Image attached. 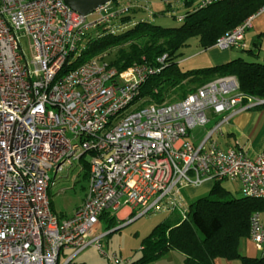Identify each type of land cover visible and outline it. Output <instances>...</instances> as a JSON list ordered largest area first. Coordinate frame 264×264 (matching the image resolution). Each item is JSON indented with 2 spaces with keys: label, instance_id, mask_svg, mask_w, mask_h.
<instances>
[{
  "label": "built area",
  "instance_id": "1",
  "mask_svg": "<svg viewBox=\"0 0 264 264\" xmlns=\"http://www.w3.org/2000/svg\"><path fill=\"white\" fill-rule=\"evenodd\" d=\"M135 4L110 0L83 15L65 0H0V264H69L90 246L115 264H130L105 250L114 228L105 229L104 212L118 219L129 207L118 219L124 224L150 212L185 219L182 190L211 180H236L244 196L264 198V134L251 148L223 147L216 136L234 113L264 105V97L246 96L235 76L168 102L153 98L158 87L142 95L168 53L118 69L105 51L72 67L91 40L137 24L124 19ZM136 6L155 14L148 0ZM262 12L264 6L212 48H247L246 30ZM215 115L222 117L200 139L188 138ZM82 156L89 164L87 192L73 214L60 218L50 189L72 168L81 171ZM249 238L264 247L259 211L250 214Z\"/></svg>",
  "mask_w": 264,
  "mask_h": 264
},
{
  "label": "trees",
  "instance_id": "2",
  "mask_svg": "<svg viewBox=\"0 0 264 264\" xmlns=\"http://www.w3.org/2000/svg\"><path fill=\"white\" fill-rule=\"evenodd\" d=\"M168 1L169 4L172 3V0ZM185 1L188 6L195 2ZM263 6L264 0H220L202 8L193 5L187 11L184 21L175 27H163L148 19H140L137 24L121 33L91 40L72 67L111 48H118L115 59L111 61L118 69L144 59L154 63L158 56L168 53L166 66L144 83L143 96L151 95L153 89L158 87L159 92L153 98L163 101L164 89L177 86L181 91L180 97L184 98L214 79L235 76L240 90L246 96L264 97V60L256 61L238 56L226 63L186 72L177 63V57L181 55L180 51L188 44L189 39L195 37L204 49L212 48L219 37ZM124 19L136 18L131 12ZM259 48L260 45L256 43L251 48L241 50L248 56H257ZM194 84L197 86L191 88ZM81 166L83 175L88 180L89 164L86 156H82ZM220 182L216 181L210 195L189 203L185 219L180 217L175 224L166 221L157 224L144 239L141 256L137 260H131L130 264H151L170 251L184 254L183 264H214L217 257L241 259L243 264H264V256L247 257L238 252L240 239L248 237L250 233V214L253 211L264 212V198L244 195L224 198L226 194ZM101 219L107 230L124 222L109 212H104Z\"/></svg>",
  "mask_w": 264,
  "mask_h": 264
},
{
  "label": "rangeland",
  "instance_id": "3",
  "mask_svg": "<svg viewBox=\"0 0 264 264\" xmlns=\"http://www.w3.org/2000/svg\"><path fill=\"white\" fill-rule=\"evenodd\" d=\"M152 6L155 14L152 16L148 15L144 9L140 11H133V14L137 20L148 19L151 22L163 26V27H175L180 25L182 22L178 21V16L185 12V10H167V13H164L165 6L160 3V0H148ZM143 3V0H142ZM132 12V11H131ZM264 15V12L256 15V18ZM251 27L246 30L247 37H251L253 32ZM246 36V35H245ZM22 45L25 53L29 58H31L30 44L28 40L24 37L21 39ZM251 47L253 46L252 40L248 39ZM118 48H111L107 50V61H112L116 57V52ZM221 50V49H220ZM232 50V49H231ZM181 55L177 57V63L182 71H190L198 68H203L207 66H213L214 57L216 56L218 50L217 48H207L204 49L197 38H191L188 41V44L181 49ZM233 52L238 55H247L241 49L233 48ZM257 59L248 58L250 60L262 61L264 59V50H261L260 55L256 57ZM197 86L196 84L192 85L191 88ZM179 88L171 87L164 89L163 97L165 101L174 102L179 100L181 97V91ZM189 89V88H187ZM212 118L204 127L198 126L191 130L188 138L191 139L192 136L200 139L206 130L213 127L217 120L219 119L217 115ZM216 181L211 180L207 181L201 186L198 187H187L182 190V193L188 203H192L201 197L210 195L212 187L215 185ZM88 181L84 177L82 169L78 170L77 166L72 168L67 176L57 177L55 185L50 189V198L51 206L53 211L60 217H66L74 213L76 207L83 201V197L87 192ZM221 187L225 191L224 198H235L241 197L240 184L236 180L232 179H223L220 182ZM119 215H124L125 212L123 209L119 210ZM137 215V210L134 213ZM132 215V219L135 215ZM180 218L179 213H167V212H150L138 218H135L128 224H124L127 221L125 220L122 224L123 226L119 230H113L111 233L104 239V248L108 254L116 253L118 257L123 259L137 260L142 254V245L144 239L151 234L155 226L163 221L169 222L170 224H175L176 220ZM105 229L106 226L104 225ZM117 227V226H116ZM113 228L109 229L112 230ZM179 253V252H176ZM70 254V253H69ZM63 256L61 255L60 262L63 261ZM91 260H96L95 264H115L111 262L106 256L100 254L97 248L92 246L86 248L84 251L79 253L70 264H90ZM172 260L162 257L155 262V264H177L175 258L171 257ZM170 261V262H169ZM152 264V263H151Z\"/></svg>",
  "mask_w": 264,
  "mask_h": 264
},
{
  "label": "crops",
  "instance_id": "4",
  "mask_svg": "<svg viewBox=\"0 0 264 264\" xmlns=\"http://www.w3.org/2000/svg\"><path fill=\"white\" fill-rule=\"evenodd\" d=\"M128 1L134 3L136 2V4L139 2L140 4H142V0H128ZM144 1L146 0H143V3ZM198 2L199 0H195L193 5H196ZM160 3L163 6H165L164 7L165 9L162 10L164 13H167V10L169 9L183 10V11L185 10V12L182 13L181 15H185L187 11L190 10L193 6V5L188 6L185 0L179 1L178 4L176 3L177 5L173 4V6L169 4H165L163 0H160ZM136 4L132 8L131 10L132 12L133 11L136 12L137 10L140 11L142 9L140 6H136ZM251 30L253 32V35L248 38L246 33L245 36L247 46L251 48L250 43H248V39L252 40L253 46H255L256 43L260 45V48L258 50L259 51L258 55H260L261 50H264V15H261L258 18H256L255 16L253 18ZM217 50L218 52L216 56L213 58L215 65L226 63L238 56H242L245 58H252V59H257L256 57H258V55L257 56H248L246 54L238 55L235 52H233V49L220 50L217 48ZM217 116L219 119L222 117V115H217ZM213 117L215 118L216 116ZM263 134H264V105H261L253 109H247L244 111L234 113L232 117L228 120V122L224 123L220 127L216 136L223 147L230 145L235 147L244 146L247 148H251L254 147V145H256L259 142ZM122 209L124 210L125 214L119 216L118 219L120 220L124 219L127 213L130 212L129 207H124ZM260 213L264 219V212H260ZM176 252L178 251H170L168 254H166L163 257L164 258L166 257L167 259L170 260H172L171 257H173L175 258L177 264H183L184 254H182L181 252L179 253ZM238 252L242 256L260 257V256H264V247L258 248L256 244L248 236L240 239L238 245ZM95 263L96 260L93 261L90 259V264H95ZM152 264H155V262ZM214 264H243V262L241 261V259H227V258L217 257L214 259Z\"/></svg>",
  "mask_w": 264,
  "mask_h": 264
},
{
  "label": "water",
  "instance_id": "5",
  "mask_svg": "<svg viewBox=\"0 0 264 264\" xmlns=\"http://www.w3.org/2000/svg\"><path fill=\"white\" fill-rule=\"evenodd\" d=\"M74 10H77L83 15L92 13L100 5L110 0H65ZM122 225L115 227L113 230L122 227Z\"/></svg>",
  "mask_w": 264,
  "mask_h": 264
}]
</instances>
